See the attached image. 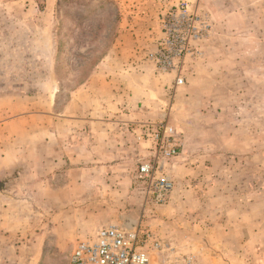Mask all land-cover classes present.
<instances>
[{
	"label": "rangeland",
	"instance_id": "obj_1",
	"mask_svg": "<svg viewBox=\"0 0 264 264\" xmlns=\"http://www.w3.org/2000/svg\"><path fill=\"white\" fill-rule=\"evenodd\" d=\"M181 1L197 11L205 31L190 45L183 84L176 86L175 72L152 62L167 89L163 113L146 120L165 119L179 144L168 202L117 209L115 196L78 189L72 208H54L52 172H29L27 189L0 226V264H69L74 245L95 231L94 221H117L120 212L139 216L128 227L150 230L160 243L149 264H264V0H165L157 7L159 21ZM112 2L0 0V98L29 97L31 110L43 98L47 112L62 111L80 83L85 52L98 54L107 43L113 13H120ZM120 21L121 13L109 48ZM140 148L145 152L135 170L149 153L147 143ZM32 160L30 169H37ZM20 167L0 172V188L22 181L26 166ZM42 173L44 194L35 185ZM53 174L57 184L67 177ZM132 174V194L143 200ZM83 175L72 177L79 182Z\"/></svg>",
	"mask_w": 264,
	"mask_h": 264
},
{
	"label": "crops",
	"instance_id": "obj_2",
	"mask_svg": "<svg viewBox=\"0 0 264 264\" xmlns=\"http://www.w3.org/2000/svg\"><path fill=\"white\" fill-rule=\"evenodd\" d=\"M113 1L121 13L114 40L85 79L70 89L62 111L47 112L43 98L36 100L40 107L33 110L29 97L0 98V172H9L18 164L26 166L20 183L13 186L11 181L0 188V226L8 224L13 202H19L17 196L27 189L23 177L28 178L29 172H52L54 208H72L78 189L85 194L100 191L115 196L117 209L147 207L131 190L134 163L145 152L135 140L133 127L163 113L167 88L146 56L161 37L157 7L165 0ZM45 3L51 6L54 0ZM54 98H49V107ZM31 120L36 121L34 126ZM29 159L36 160L37 169H30ZM54 172L66 173L63 183L53 182ZM75 174L85 175L78 182L72 177ZM44 178L42 173L36 179L38 193L44 194ZM128 217L120 212L117 221L102 217L94 225L117 222L129 226L139 219Z\"/></svg>",
	"mask_w": 264,
	"mask_h": 264
},
{
	"label": "built area",
	"instance_id": "obj_3",
	"mask_svg": "<svg viewBox=\"0 0 264 264\" xmlns=\"http://www.w3.org/2000/svg\"><path fill=\"white\" fill-rule=\"evenodd\" d=\"M160 23L162 36L147 59L159 70L175 72V85L179 86L184 82L181 73L190 45L203 36L205 28L197 11L184 1L169 7ZM133 128L135 140L147 143L149 150L137 164L136 189L145 204L167 203L175 186L172 170L179 154L175 130L165 119L138 122ZM159 246L150 230L109 223L74 245L69 264H149L151 251Z\"/></svg>",
	"mask_w": 264,
	"mask_h": 264
},
{
	"label": "trees",
	"instance_id": "obj_4",
	"mask_svg": "<svg viewBox=\"0 0 264 264\" xmlns=\"http://www.w3.org/2000/svg\"><path fill=\"white\" fill-rule=\"evenodd\" d=\"M108 1L113 3L112 0H105V2ZM65 2H67V4H73L77 2V0H65ZM113 15H114L113 24H111L110 28L106 32L107 36L105 37V40L107 41V43L104 45L105 47L99 50L98 54L91 55L92 52L88 50L87 52H85L84 58L86 60L87 65L85 63L82 66H80L82 68L78 77L80 83L85 79V77L88 75L90 70L95 66V64H97V62L100 60V58H102V56L105 54L106 50L108 49L109 41L113 38L117 23L120 19V13L117 10V8L115 9ZM102 25L103 24H101V26ZM81 31L84 32L85 28L82 27Z\"/></svg>",
	"mask_w": 264,
	"mask_h": 264
},
{
	"label": "water",
	"instance_id": "obj_5",
	"mask_svg": "<svg viewBox=\"0 0 264 264\" xmlns=\"http://www.w3.org/2000/svg\"><path fill=\"white\" fill-rule=\"evenodd\" d=\"M129 226H131V227H132V226H133V224H132V223H130V224H129Z\"/></svg>",
	"mask_w": 264,
	"mask_h": 264
}]
</instances>
